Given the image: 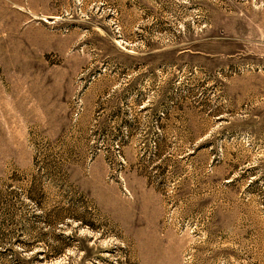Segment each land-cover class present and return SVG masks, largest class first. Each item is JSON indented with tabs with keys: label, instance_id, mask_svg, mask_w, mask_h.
<instances>
[{
	"label": "rangeland",
	"instance_id": "1",
	"mask_svg": "<svg viewBox=\"0 0 264 264\" xmlns=\"http://www.w3.org/2000/svg\"><path fill=\"white\" fill-rule=\"evenodd\" d=\"M0 264H264V0H0Z\"/></svg>",
	"mask_w": 264,
	"mask_h": 264
}]
</instances>
